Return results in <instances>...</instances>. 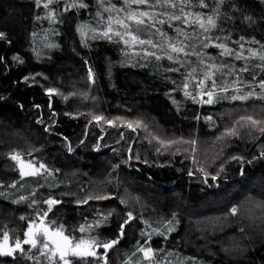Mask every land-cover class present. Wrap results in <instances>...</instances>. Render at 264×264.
<instances>
[{
	"label": "trees",
	"instance_id": "1",
	"mask_svg": "<svg viewBox=\"0 0 264 264\" xmlns=\"http://www.w3.org/2000/svg\"><path fill=\"white\" fill-rule=\"evenodd\" d=\"M172 2L132 5L151 16L145 25L129 23L161 45L157 29L166 34L188 17H212L216 27L197 39L201 59L214 66L203 74L190 78L196 63L187 55L169 60L165 44L104 38L109 17L127 16L125 0H52L48 7L47 0H0V239L7 230L11 245L23 240L37 205L46 211L45 201L55 199L61 203L45 223L62 224L74 242L118 241L107 252L94 247L87 261L69 257L73 264H264V133L238 123L264 120V99H233L264 81V0ZM206 71L214 72L203 89L214 91L212 104L197 87ZM225 91L231 97L219 96ZM13 153L47 171L22 179ZM23 247L0 264H50L39 245ZM149 247L145 259L139 249Z\"/></svg>",
	"mask_w": 264,
	"mask_h": 264
},
{
	"label": "snow or ice",
	"instance_id": "2",
	"mask_svg": "<svg viewBox=\"0 0 264 264\" xmlns=\"http://www.w3.org/2000/svg\"><path fill=\"white\" fill-rule=\"evenodd\" d=\"M40 0H37V3H39ZM52 0H47V3L44 4V7H48V4L51 3ZM159 2V0H158ZM182 3H190L191 0H181ZM125 3L128 5V14L126 17L124 18H115L113 19L112 17L108 18V26L106 28L105 31H103L101 33V35L106 38V39H112V36H116L119 37L120 40H124L125 45L126 46H135L136 44L139 45H144V44H148L151 47L155 48L157 46L163 48V45H158L156 43H153V41L151 39L149 40H144L141 39L140 36L138 35V33L140 31H142L143 29L137 27L135 29H133L131 27V24L129 22H132L133 24L140 26V25H145V18H148L151 16V14L147 11H141L139 13H137L134 10H130L132 5H147L149 4V0H125ZM165 4H169L172 7H176V4L174 2H172V0H164ZM80 7H87V5L81 3L79 5ZM201 6H206L203 4V0H201ZM113 8H115V5H113ZM107 11H111V9H106ZM117 11H121V9H117ZM182 11V9H181ZM151 19L153 20V23H160L163 24L164 21L160 20V21H156L155 17H151ZM170 19H176L179 20L180 17L179 16H170ZM118 24L121 28L124 29L123 32L120 31H115L112 27V24ZM197 23L199 24V27L201 29H203L204 32H208L209 28L205 26V23L203 20H201L199 17H197ZM207 25L211 26L212 28L216 27V23L215 20L212 17H207ZM157 32H160L159 29H157ZM177 32L179 33V35H184L183 32H181L179 29H177ZM160 35L163 37L165 36V33L160 32ZM126 36L131 37L130 40H125L124 38ZM4 38V33L0 32V39ZM54 45H49V47H53ZM168 49H170L171 53H176L177 55L184 53L185 55H187L188 53L185 52V48L187 47V45H184L183 41H178L177 43H169L167 45ZM205 47H207V45H205ZM218 47H220L221 49H223L222 54L224 55H231L232 54V50H230L229 48H227L224 44H220L218 45ZM253 55L255 56L256 53H253ZM144 56H155V59L160 60L162 57L159 55H156L154 52H150V51H145L144 52ZM167 58L169 60L174 59V57L172 55H167ZM237 59L240 58V54H237L236 56ZM17 59H19L17 57ZM261 60H264V55L260 56ZM22 62V61H21ZM209 69L213 68V65H209L208 66ZM170 71L173 69H169ZM220 69L217 68L216 71H219ZM196 70L193 69L192 72L188 73V76L191 78L193 76V73ZM241 71H247V68H242ZM214 75L213 71H206L204 73V79L200 80L199 83L197 84V87L200 88L202 91L200 93L201 98L206 95L208 97L207 100L203 101L204 103L207 104H212L213 103V96H214V91L213 90H208V91H203V89H205L206 87H208L205 84V80H209L212 79ZM89 76L92 77V70L89 69ZM94 82V79H93ZM185 88L188 87L187 84L184 85ZM216 87V81L212 80V84H211V88L214 89ZM259 87L264 90V81H262L259 84ZM239 90V89H237ZM56 90L49 88L47 89V93L49 95L55 94ZM186 95L191 96V93L186 92ZM248 95H252V93H249ZM247 96H241V97H233V99H246ZM193 99H195V97H193ZM93 120H95L97 123H99L100 121L104 120L103 116H93ZM108 124L112 125L114 122L113 121H106ZM242 122V123H241ZM241 123V126L244 125H249L251 126L253 129L258 130L261 133H264V120H257V119H253L251 116H244L241 117V121L238 122ZM136 126H140L139 122H136ZM129 128H132L133 131H135V128L133 127V125L131 123L128 124ZM236 130L235 129H231L228 132V135H236ZM164 143V142H161ZM172 143H175L174 141ZM11 160L17 162L18 166H19V174L20 177L23 179L24 177H28V176H36V175H40V169H44L45 171H47L46 166L41 163L39 165V167L37 168L36 166H34L32 164L31 161L25 162L24 159L22 158V156L19 153H13L10 155L9 157ZM233 159H241L240 157H233ZM212 179H216L215 176L212 177ZM12 187H15V184L11 185ZM21 199L23 200L24 197H21ZM45 203L49 206L48 209L43 212L42 215L38 214V219H39V223H37L35 220H32L29 222L27 230L24 233V239L21 240L20 238H15V243L14 246H10L9 244V233L7 230L3 231V238H2V242H0V256L2 257H13L15 253L20 252V253H24L25 249L23 247V245H30L31 248L33 249H37L38 245H39V252L40 255L45 256L50 264H73V261L70 260L68 257H76L82 261H87L88 257H95L97 255V253L95 251H93L94 247H102L105 249V252H107V250L113 248L118 241L117 240H112L110 242H106V243H100L98 242L95 238L93 239H75L74 242V238L66 235L65 231H64V226L62 224L57 225L55 227H53V225H55V221L51 220V221H47V223H45V221L47 220L48 217V213L52 210V206L56 205L58 203H61L60 201H57L55 199H48L47 201H45ZM233 214L236 213V209H233ZM21 219H25V217H21ZM133 219L131 213L128 214V221H125V224H127L129 221H131ZM92 226L89 225L88 228L90 229ZM123 228L124 225H121V235H123ZM87 229L84 226H81L79 228L80 232H85ZM140 252L143 253L144 258L145 259H151L152 258V254H153V249L152 248H141L139 249ZM29 259H32V257H28ZM105 264H107V260H105Z\"/></svg>",
	"mask_w": 264,
	"mask_h": 264
},
{
	"label": "rangeland",
	"instance_id": "3",
	"mask_svg": "<svg viewBox=\"0 0 264 264\" xmlns=\"http://www.w3.org/2000/svg\"><path fill=\"white\" fill-rule=\"evenodd\" d=\"M200 19L204 21L206 27H210L209 25H207V20L206 19L205 20L202 19V18H200ZM172 20L174 21L176 19H172ZM184 21L182 23H179V25L171 24V28L169 30H166L167 33L163 37L160 35L161 30L159 29L160 32H157V38L154 39V40L155 41L161 40L160 44H162V45L165 44L166 46L169 43H177L178 41H183L184 45H187V47L185 48V52L188 53L187 57L189 59H191V61H194L196 63V64H194V67H196V69H195L196 71L193 74L194 75L197 74V73L198 74L199 73L203 74L202 73V69L208 67V63H206L203 59H201V54L197 51L196 47H197V42H198L197 41L198 36L206 35L207 32H204L203 29H201L199 27V24L197 23V19L194 18V17H188ZM180 27H182L183 29L180 28ZM177 29H179L181 32H183L184 35H179V33L177 32ZM193 32H194V35H193ZM141 39H143V38H141ZM162 40L164 42H162ZM165 45H163V46H165ZM169 54L172 55L173 57L178 56L176 53H171V51H170ZM179 55L186 56L184 53H181ZM256 55H259V53L256 52ZM198 56H200V59L198 58ZM189 65H191V64H188L187 62H183V67H187ZM214 71H215V76H220L219 73L221 71H216V69ZM247 88L248 89L243 88V89H245L244 91L246 92V93L244 92L245 93L244 96H247L246 99H253V98L254 99H264V90H262L259 87V85L250 86V87H247ZM232 89H235V88H232ZM226 91L224 93L222 92L219 96L223 95V96H225L226 99L231 97V96H227V92ZM233 91L235 93L239 92V90H233ZM249 93H252V95H248ZM234 95H236V94H234ZM187 96H189V95H187ZM160 131H161V129H160ZM24 161L25 162L31 161L32 163H35L33 160H24ZM35 165H36V163H35ZM37 206H38L37 207L38 209H37L36 212H34V216L33 217L36 218L35 221L37 223H39L38 214L39 215L43 214V212L45 211V204L44 203H40ZM0 242H2V238L0 239ZM12 246H14V244H12Z\"/></svg>",
	"mask_w": 264,
	"mask_h": 264
},
{
	"label": "water",
	"instance_id": "4",
	"mask_svg": "<svg viewBox=\"0 0 264 264\" xmlns=\"http://www.w3.org/2000/svg\"><path fill=\"white\" fill-rule=\"evenodd\" d=\"M32 164H33L34 166H36L35 163H32ZM9 244H10V246H12L11 243H10V241H9ZM93 251H95V250H93ZM95 252H96V251H95Z\"/></svg>",
	"mask_w": 264,
	"mask_h": 264
}]
</instances>
